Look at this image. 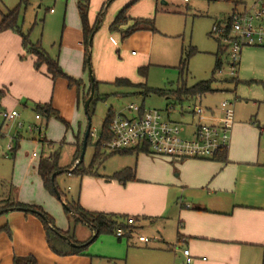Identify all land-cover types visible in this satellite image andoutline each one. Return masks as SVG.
Here are the masks:
<instances>
[{
	"label": "crops",
	"instance_id": "obj_1",
	"mask_svg": "<svg viewBox=\"0 0 264 264\" xmlns=\"http://www.w3.org/2000/svg\"><path fill=\"white\" fill-rule=\"evenodd\" d=\"M105 1H89L87 17L90 24L95 21ZM130 1L111 0L105 7L104 16L106 18L107 15V18L102 21L105 22H101L92 36L91 72L94 80L99 83L111 84L116 77L143 82L140 81L142 77L137 69L151 60V31L137 30L120 39V50L114 47L117 37L120 38L119 33L108 29L118 10ZM159 1L136 0L127 9V15L133 17L132 8L139 4H144L149 10L154 7L156 12ZM161 4H167V1L161 0ZM161 9L169 11L167 8ZM48 10L50 13L54 12L53 7ZM64 15L63 26L56 39L57 44L52 42L53 51L48 54L57 58L59 66L66 74L82 80L80 90L74 85L69 86L63 77L53 80L46 72L45 65L36 69L35 56L22 47L21 36L11 29H5L0 31V110L16 109L21 118L26 115L24 111L27 103L34 106L36 103H49L69 127L66 129L52 115L45 118L46 124L48 121L59 122L64 126V132L70 129L71 137L66 139L63 135L61 139L73 145L79 130L74 135L71 124L84 122L83 127L86 126L87 119L81 96L88 89L90 79L87 69L84 68L83 34L77 0L65 1ZM33 24L35 22L29 28L32 29ZM22 31L26 32L23 27ZM131 43L137 48L136 53L131 50ZM242 50L237 67L242 57L252 59L258 51L250 47L242 54ZM237 69L230 78H234V81L227 79L234 85L229 90L232 95L235 94L233 89L236 88ZM120 93L125 92L118 91ZM240 98L242 97L235 94L236 101ZM256 99L258 102L264 101V94L260 93ZM204 107L206 111L202 115H208V121L213 116L220 115L214 107ZM19 136L17 133L16 137ZM17 139V147L13 151L14 159L21 136ZM59 141L60 139L45 137V141H41L40 153L43 154V148H47L50 153L51 145L54 146ZM33 152L21 161L22 171L26 175L23 177L28 184L21 180L20 183H10L13 187L9 191H0V198L41 205L53 216L55 224L62 217L63 222L59 221L56 225L66 230L68 221L62 203L43 188L36 171L39 154L36 152L33 155ZM149 154L139 152L110 155L112 159L118 157L111 169L104 172L97 169L95 175H76L74 193L68 188L63 193L65 197L61 198L63 201L77 200L87 210L133 217V233L129 238L117 239L114 235L100 234L88 244L83 253L58 255L47 246L43 224L37 216L23 210L7 208L0 211V264H13L15 257L26 256H33L37 264L112 263L114 258L122 259L123 245L142 242L138 240L139 234L135 228L139 220L147 224V228L154 234L153 237L162 240L167 245V250L172 252V255L150 258L142 264H264V119L252 120L234 111L226 161L151 154L148 156ZM29 166L31 171H27ZM127 166L134 168V180L120 183L108 178L113 172ZM150 224L153 225L149 226ZM88 230L90 229L83 224L75 226V238L85 241L92 234ZM77 231H80V236ZM185 248L189 251V263L183 253ZM156 251L166 252L160 247ZM126 252L127 260L128 250Z\"/></svg>",
	"mask_w": 264,
	"mask_h": 264
},
{
	"label": "rangeland",
	"instance_id": "obj_2",
	"mask_svg": "<svg viewBox=\"0 0 264 264\" xmlns=\"http://www.w3.org/2000/svg\"><path fill=\"white\" fill-rule=\"evenodd\" d=\"M18 1L19 0H0V11L5 10L7 7H13ZM65 1L66 0H28L27 5H21L19 8L18 23L22 25L24 30H28L30 24L35 22L29 32L30 40L34 42L40 41L42 48L47 52L53 51L51 47L52 42L55 41L57 44L56 39H58L65 17ZM166 1L167 4L163 5H160L161 0L159 1L156 12H154V7L149 10L144 4H139L132 8L131 16L133 17L154 16V25L156 28L155 31L151 32L152 41L149 45L151 48V60L149 63L143 65L145 67L146 76H141L142 78L140 81L145 82L147 86L153 88L170 90L181 83L190 86L197 81L208 80L214 77L215 81L212 84L214 90L202 94V107L210 106L211 109L214 107L217 114H222V110L219 108V102L223 99H228L235 104L234 111L236 114H241L245 116V118H251L252 120H254V118L264 119V101H255L257 100V95H260V93L264 94V83H262L264 82V47L244 46L242 48V54H245L247 48L250 47L258 51L252 59L247 60L245 57H242V61L239 67H237L238 72L235 77L237 78V83L233 91L236 96L243 98H240L239 101H236L235 94L232 95L229 92L230 89L234 88V85L231 84L230 81H227V79L231 78L228 71V50L220 54L221 66L219 71H213L214 53L217 50L218 42L216 41L217 34L212 32V26L214 24L224 23L233 10H241L245 6H249L254 0ZM50 7H53V13L49 12L48 9ZM161 7L167 8L169 11H164ZM42 19L43 21L41 22ZM130 22L131 21H128L127 25L130 24ZM114 47L121 50L119 37H117V44ZM190 48L194 50L187 60L183 75L180 76L178 65L181 51L185 52ZM131 50L135 51V53L137 52V48L132 43ZM87 73L89 74L88 69ZM141 90L142 87L140 86L127 88L116 87L112 84L98 83L97 92L100 98L94 99L91 103L92 113H89L91 116V144L86 146L82 160L83 164L87 165L91 160L94 150L93 144L99 135L102 120L108 109L117 111L130 102L143 104L145 108H157L161 110L167 105H173L174 110L169 114V119L179 122L183 133L188 128L192 129L191 124H185H193L196 122V116L191 117V114L188 113L187 105L189 102L187 99L178 101L173 95L168 94V96L165 97L157 93H150L143 96L138 93ZM118 91H123L125 93L118 94ZM126 91H131V93ZM24 113L26 115L20 118L24 124L41 123L44 127V133L47 139H60L58 144L54 143V146L51 145V152L54 150L59 151V165L63 166L64 170L62 173L57 174L56 184L63 193L68 188H70L71 193H74V187L76 185V179L74 177L77 176L65 172V169L68 170L67 168L74 167L72 161L73 145L61 139L63 135H65L66 139L71 137L70 129L64 132V126L59 122L48 121L46 124L43 116L35 120V110L32 103L26 104ZM207 117L208 115H202V120L208 121ZM2 122V118L0 117V191L4 192L5 190L9 191V188L13 187L10 183H20L21 180L24 181L23 183L28 184L26 178L23 177L26 175H24L22 171L23 163H21V161L27 158L33 151L40 154L42 143L39 141L36 132L29 133L25 131L24 127L17 129L14 124H3ZM81 123L71 124L74 135L78 130L82 132L84 122L82 125ZM17 133L21 136V140L14 159L13 151L7 149V144L10 137L15 139L20 138V136H15ZM77 135L75 137L76 141H81L82 134L80 133ZM43 149V155L47 154V148ZM150 154L159 156L152 153ZM150 154L148 156H151ZM112 156H108L103 161L102 165L98 168L99 171L104 172L113 167L114 160L118 157L112 159ZM28 169L27 171H31L30 166ZM30 180L31 179H29V182ZM2 200L3 199L0 198V206L4 204L5 200ZM7 200L11 199L7 198ZM59 221L63 222L62 217L57 219L58 223ZM80 225L81 223L76 224V226ZM152 225L153 224H150L149 226ZM147 226L148 225L143 223L142 220H139L135 227L138 234H143L149 238L147 242L142 243L136 241V243L128 246L123 245V250L121 252L122 259L114 258L111 260L112 263L104 261L102 264H142L144 261L150 260V258L155 259L164 256V254L172 255V252L167 250V245L159 238L153 237L154 234L152 230L147 228ZM160 227L161 226H159V228ZM88 232L90 233L91 231L88 230ZM77 234L80 236V231H77ZM157 247L167 251H156ZM126 250H128L127 260L125 259L127 255ZM180 263L183 264L182 262Z\"/></svg>",
	"mask_w": 264,
	"mask_h": 264
},
{
	"label": "trees",
	"instance_id": "obj_3",
	"mask_svg": "<svg viewBox=\"0 0 264 264\" xmlns=\"http://www.w3.org/2000/svg\"><path fill=\"white\" fill-rule=\"evenodd\" d=\"M89 1L90 0H77L78 15L81 24L82 34H83L82 43L84 48L85 69H88V66H91L90 50H91L92 40L91 42H89V37L90 35H94L96 30L100 27V24L104 18L105 7L111 0L105 1L103 6L97 13L93 24L89 23L87 17V13L89 9ZM135 1L136 0H131L129 3L121 7L116 13L114 19L108 25L109 31L118 32L120 35V39H124L129 34L137 30L143 29L153 32L156 29L154 25V16L130 17L127 15V9L129 8L130 4H132ZM27 4H28V0H19L18 3L13 7L5 9L3 12L0 11V31L5 29H11L17 32L21 36L22 47L27 52L35 56L34 67L36 69H39L41 65H45L46 72L51 76L53 80L56 79L57 77H63L67 80L69 86L74 85L77 89L80 90V88L83 85L82 80L80 78H74L66 74L59 66L57 58L50 56L48 52L42 48L40 41L32 42L30 40L29 32L31 28L26 30V32L22 31V26L18 23V11L21 5H27ZM128 21L131 22L130 24L127 25ZM224 22H226L224 31L220 36H216V41L218 42V44H217V50L214 53L213 71L219 70L221 66L220 54H223L225 51H227L230 46L229 43L225 42L222 39L224 37L229 36L230 28H229L228 17ZM193 50H194L193 48H190L185 52L181 51V56L178 65L180 76L183 75L186 69L187 60L191 55V53L193 52ZM88 57L90 58L89 61H88ZM137 71L141 76L143 77L146 76L145 67L143 66L138 67ZM214 81L215 79L214 77H212L208 80L197 81L196 83L190 86L181 83L177 85L174 89H170V90L153 88L147 86L145 82H132L131 80L125 77H116L111 82V84L115 85L116 87H127V88L140 86L142 87V90L139 91L138 93L142 94L143 96L148 95L150 93H157L159 95L167 97L168 94H170L173 95L175 98H177L178 101H180L183 99L189 100V98H191L196 93L204 94L207 92H212L214 90V88L212 87ZM230 81H234V78L230 79ZM98 83L99 82H97L96 80L93 81L94 93L88 105L89 113H92V108H91L92 101L94 99L100 98V95L97 92ZM90 85L91 82L89 81L88 89L81 96L82 106L84 100L89 94ZM128 93H131V91H129ZM141 105L143 106V104ZM34 110H35V114H38L40 117L43 116L44 118H48L49 116L52 115L58 120H60V122L64 124L66 129L69 127V124L65 120H63L60 116H58L57 111L54 108H52L49 103H36L34 106ZM113 115H114V110L108 109L106 111L104 119L102 120L101 123L99 135L95 143L93 144L94 150L91 156V160L89 164L86 166L82 163V161L75 163L78 160L79 153L81 150V143H82V139L81 141L78 140L77 142L75 138L73 143L74 150L72 153V161L74 163V167L67 168L68 169L67 173L77 176L95 175L97 174V169L102 165L103 161L110 155L113 154L126 155L131 153L149 152V149L146 145H143L141 147L134 146L129 148H119L111 151H107L105 146H102V143L105 144L111 138L108 125ZM84 129L85 127L83 128L82 132L78 131L77 134L81 133L83 137ZM17 140L18 139H16L15 141L13 140L14 142L12 148L10 149L11 151H14V149H16ZM41 141H45V137ZM88 144H91V128H90V134L87 137L86 146ZM59 157H60V153L58 150H54L46 155L40 153L38 155V160L36 163V171L41 180L43 188L48 193L55 196L57 199L61 201L63 206V212L68 221V228L66 230H62L58 228L57 225L55 224V220L53 216L50 215L48 212H46L42 208V206L38 204H30L15 200L3 199L2 201L4 200L5 201L4 204L0 206V211L7 208H14V209L23 208V211L25 213H31L37 216L43 224L47 246L52 252L58 255L81 254L84 252L88 244L91 241H93L98 235L100 234L114 235V232L118 227L122 228L124 231V236L126 238H129L131 236L130 235L131 232L133 231V227L131 224L127 223L128 215L87 210L83 208L78 203L77 200H70V201L61 200V198L65 196L56 184L57 174L63 172V167L59 165ZM212 158L219 161H226L227 159L226 149H220ZM53 172H57V174L55 175L54 180L52 182L50 177ZM108 178L115 179L120 183H125L126 181L135 179V170L133 167L127 166L113 172L111 175L108 176ZM54 185L56 186L60 194V198L57 197L56 195V192L54 190ZM77 223H81L87 226L91 230L92 235L85 241H78L74 236V227L76 226ZM3 228L8 230L6 226H4ZM60 234L65 235L67 239L71 241V243H74L75 245H71L69 242H67L66 239L62 238ZM116 238L121 239L119 237ZM13 264H37V262L33 256H26V257H15L13 260Z\"/></svg>",
	"mask_w": 264,
	"mask_h": 264
},
{
	"label": "built area",
	"instance_id": "obj_4",
	"mask_svg": "<svg viewBox=\"0 0 264 264\" xmlns=\"http://www.w3.org/2000/svg\"><path fill=\"white\" fill-rule=\"evenodd\" d=\"M228 21L229 36L222 39L230 44L228 71L230 75H234L240 51L244 46L264 47V0H254L241 10H233L228 16ZM225 25L226 22L214 24L212 32L216 33V36H220ZM201 97V93H196L188 100V113L191 116H196V122L185 123L186 125L191 124L192 129L188 128L184 133L179 122L169 119V114L174 110L173 105H167L161 110L145 108L144 105L130 102L120 110L114 111L108 125L111 138L102 145L109 151L146 145L149 153L160 156L212 158L220 149H226L228 146L234 116V103L228 99L221 100L219 108L222 110V114L213 116L211 121H202L200 118L206 108L201 105ZM0 117L5 124H14L17 129L24 127L25 131L29 133L36 132L40 141L45 137L44 127L41 123L24 124L16 109H1ZM39 118L38 114L34 115L35 120ZM14 139L9 138L8 150L12 148ZM32 154L36 155V152ZM127 223L132 225L134 218L127 217ZM132 233L133 231L130 235ZM114 235L121 239L126 238L120 227L115 230ZM137 238L142 242H147L149 239L142 234H139ZM183 253L187 256L188 249H183ZM189 261L190 258L187 256L186 262L189 263Z\"/></svg>",
	"mask_w": 264,
	"mask_h": 264
},
{
	"label": "water",
	"instance_id": "obj_5",
	"mask_svg": "<svg viewBox=\"0 0 264 264\" xmlns=\"http://www.w3.org/2000/svg\"><path fill=\"white\" fill-rule=\"evenodd\" d=\"M92 36L93 35H90L89 42H91ZM89 59L90 58L88 57V61H89ZM88 72H89V78H90L91 85H90L89 94H88L87 98L83 102V109H84V112L86 114L87 122H86V126H85V129H84V132H83L81 150H80L79 157H78V160L76 161V163H78V162L83 160V155H84V152H85V149H86L87 137L90 134V128H91V116H90L89 111H88V105H89L90 99L92 98V95L94 93V87H93L94 78H93L90 66H88ZM65 171H68V170L65 169ZM56 174H57V172H53L51 174L50 179H51L52 182H53L54 177H55ZM54 190L56 192L57 197L60 198V194H59V192H58V190H57L55 185H54ZM16 209L23 210V208H16ZM60 235H61L62 238L66 239L67 242H69L71 245H75L74 243H71V241H69L65 235H63V234H60Z\"/></svg>",
	"mask_w": 264,
	"mask_h": 264
}]
</instances>
